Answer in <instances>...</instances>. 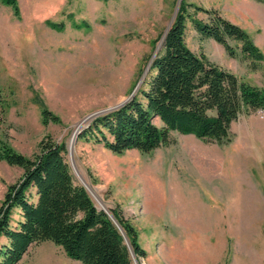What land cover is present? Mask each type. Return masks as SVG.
<instances>
[{"label": "rangeland", "instance_id": "rangeland-1", "mask_svg": "<svg viewBox=\"0 0 264 264\" xmlns=\"http://www.w3.org/2000/svg\"><path fill=\"white\" fill-rule=\"evenodd\" d=\"M184 1L215 9L243 28L264 55V0ZM176 2L17 0V14L0 2V93L7 104L0 110V137L25 155L37 151L47 135L63 142L67 162L72 165L71 154L101 200L89 192L94 204L118 208L136 230L145 251L135 256L137 264H264L263 110L239 116L225 144L175 131L169 144L149 153L114 154L93 141L70 142L85 116L130 94ZM195 16L206 18L201 11ZM185 42L239 79L263 86L264 60L253 68L235 41H229L235 50L229 56L187 22ZM42 107L59 123L42 124ZM21 173L0 161V200ZM50 256L56 260H47ZM59 261L80 264L46 240L31 244L20 264Z\"/></svg>", "mask_w": 264, "mask_h": 264}, {"label": "trees", "instance_id": "trees-1", "mask_svg": "<svg viewBox=\"0 0 264 264\" xmlns=\"http://www.w3.org/2000/svg\"><path fill=\"white\" fill-rule=\"evenodd\" d=\"M0 2L18 13L17 0ZM199 11L206 18H197ZM187 22L201 37L222 45L229 56H235L229 42L235 41L241 56L253 68L264 60L243 28L215 9L182 0L133 98L92 118L77 139L102 144L114 154L128 150L149 153L169 144L172 131L225 144L230 141L231 124L239 116L264 111V83L262 87L249 84L204 54L192 51L185 42ZM49 25L63 27L62 22ZM6 107L0 93V110L4 112ZM40 119L44 125L60 121L45 107ZM65 153V144L48 135L31 155L15 150L0 137V161L22 170L19 178L7 185L0 200V264H20L31 244L46 240L80 264H133L119 229L103 210L97 209L88 191L74 178ZM111 212L135 256L144 257L136 230L118 208Z\"/></svg>", "mask_w": 264, "mask_h": 264}, {"label": "water", "instance_id": "water-1", "mask_svg": "<svg viewBox=\"0 0 264 264\" xmlns=\"http://www.w3.org/2000/svg\"><path fill=\"white\" fill-rule=\"evenodd\" d=\"M181 1H182V0H177L172 18H171V20H170V22H169V24H168L166 30L164 31L162 37L160 38L159 43H158L157 46L155 47V49H154V51H153V54H152V56L150 57V59H149V61H148V63H147V66H146V68H145L143 74L141 75V77H140L139 80L137 81L135 87H134L133 90L130 92V94H129L126 98H124L122 101H120L119 103H117V104H115V105H113V106H109V107L103 108V109H101V110H97V111H95V112H93V113H90L89 115L85 116V117H84V118H83V119L77 124L76 129L74 130V132H73V134H72V136H71L70 142H71V140H72V143H75V141H76V139H77V136H78V134H79V132H80V129H79V128L81 127V125H82L85 121H87V120H91L92 118H94L95 116H97V115H99V114H101V113H103V112H107V111H110V110H112V109L118 108V107H120L121 105H123L126 101H128V100L131 99V98H133V96L135 95L137 89L139 88V86H140V85L142 84V82L144 81V78H145V76H146V74H147V72H148V70H149V68H150V65H151V62H152L153 57L157 54V52H158L159 49L161 48V45H162V42H163V40H164L165 34H166L167 30L169 29V27L171 26V24H172V22H173V19H174L175 15H176V13H177V11H178V9H179V6H180V4H181ZM67 150H68V152H69V147H67ZM69 164H70V167H71V169H72V165H71L70 162H69ZM72 170H73V169H72ZM77 180L79 181L80 184H82V185L85 187V189L88 191V193L90 192V194H91V191H90V189H89V186H88L87 182L83 181V180L80 179V178H77ZM95 206H96V205H95ZM96 207H97V209H99V210H103V211H104V212H105V213L111 218V220L114 222V224L117 226V228L119 229L120 233H121L122 236H123L124 243L126 244V246H127V248H128V251H129V254H130V258H131L133 264H137V263L135 262V261H136V260H135V255H134V253H133V250H132V248H131V245H130V243H129V240H128V238H127V236H126V234H125L123 228L121 227V225L119 224V222L116 220V218L114 217V215L112 214V212H111L108 208H106L105 206H103L102 204L99 205V206H96Z\"/></svg>", "mask_w": 264, "mask_h": 264}, {"label": "bare ground", "instance_id": "bare-ground-1", "mask_svg": "<svg viewBox=\"0 0 264 264\" xmlns=\"http://www.w3.org/2000/svg\"><path fill=\"white\" fill-rule=\"evenodd\" d=\"M70 158H71V162H72V166H73V170H74V172H75V175L77 176V178H80V179H82L83 181H85V179H84V177L83 176H81L80 174H79V172L77 171V169H76V167H75V164H74V162H73V159H72V155L70 154ZM86 182V181H85ZM89 186V185H88ZM89 189H90V191H91V193L94 195V197L97 199V201L98 202H101V200H99L98 199V197L93 193V191H92V188H91V186H89ZM48 258V259H47ZM46 259L47 260H49V259H55L56 260V258L55 257H46ZM136 262V261H135ZM137 263V262H136ZM55 264H62L60 261H59V263L58 262H56Z\"/></svg>", "mask_w": 264, "mask_h": 264}]
</instances>
